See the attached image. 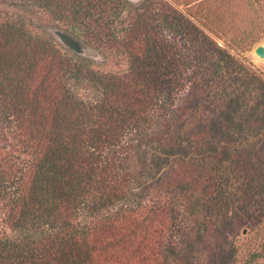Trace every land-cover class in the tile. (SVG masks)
<instances>
[{"label":"trees","instance_id":"16d2710c","mask_svg":"<svg viewBox=\"0 0 264 264\" xmlns=\"http://www.w3.org/2000/svg\"><path fill=\"white\" fill-rule=\"evenodd\" d=\"M82 1L0 0V105L20 123L14 129L9 115L0 118V264H167L164 249L175 244L173 228L184 227L164 201L139 194L143 182L117 162L136 149L134 140L149 146L141 138L184 91L186 67L207 82L219 64L213 46L226 50L183 14L163 11L160 25L175 40L172 45L160 38L152 53L134 38L151 32L144 23L137 26L140 36L131 37L128 59L124 51H97L80 38L77 25L57 23L63 13L82 11ZM199 5L207 9L201 23L216 32L219 11L208 1ZM90 8L87 13H94ZM191 39L206 43L207 50ZM46 48L65 67L64 83L41 65L37 54ZM98 55L105 61L95 62ZM115 57L118 63L110 68ZM81 58L91 66L84 68ZM166 59L174 66L165 67ZM154 60L167 79L152 87L149 80L145 92L129 75L136 62ZM64 95L63 111L58 103ZM52 118L65 129L44 131ZM86 125L91 128L82 132ZM151 151V160H160V152Z\"/></svg>","mask_w":264,"mask_h":264},{"label":"rangeland","instance_id":"374dc122","mask_svg":"<svg viewBox=\"0 0 264 264\" xmlns=\"http://www.w3.org/2000/svg\"><path fill=\"white\" fill-rule=\"evenodd\" d=\"M207 1L219 11L214 23L216 32L201 23L200 16L207 9L199 8V4ZM82 2V11L68 16L63 13L57 23L77 25L80 38L89 48H98L97 51H124L128 59L133 54L129 53L131 37L140 36L137 26L143 27L144 23L151 32L145 38H134L147 45L152 53L159 49L160 38L172 45L175 40L160 25L163 11L183 14L226 50L213 46L218 49L214 55L219 64L215 63L216 70L211 69L207 82L200 74L193 75L191 67H186L190 76L186 78L184 91L175 96L177 99L166 117L141 138L149 146H139L140 142L134 140L136 149L117 163L122 162L136 180L143 182L137 190L139 194L144 192L151 202L164 201L176 212V224L184 227L182 232L173 228L175 244L164 249L167 264H264V58L255 53V48L264 44V0ZM89 7L94 13H87ZM129 28H133V35L128 33ZM197 42L194 46L207 50L206 43ZM144 48H140V54L145 52ZM183 50L188 53L185 46ZM49 53L50 49L46 48L37 57L41 65L51 68L55 79L57 75L58 81L64 83L65 67ZM117 60V57L110 60V68ZM104 61L101 55L95 59V62ZM83 64L84 68L91 66L87 61ZM163 65L174 66L167 59ZM163 65L156 60L136 62V71L129 77L144 90L149 80L150 87L158 86L160 80L167 79L161 72ZM119 81L123 80H116ZM65 85L71 88L68 79ZM59 99V110L64 111L67 95ZM3 111L0 105V118L9 115L13 128L17 129L20 123L15 115H4ZM51 121L43 127L44 131L65 129L59 120ZM26 126L23 124L20 132ZM85 127L87 130L82 132L91 125ZM67 129L74 132L84 128L68 126ZM151 148L160 152V160H151Z\"/></svg>","mask_w":264,"mask_h":264},{"label":"water","instance_id":"95a60500","mask_svg":"<svg viewBox=\"0 0 264 264\" xmlns=\"http://www.w3.org/2000/svg\"><path fill=\"white\" fill-rule=\"evenodd\" d=\"M255 53L261 57L264 58V44H259L256 48H255Z\"/></svg>","mask_w":264,"mask_h":264}]
</instances>
